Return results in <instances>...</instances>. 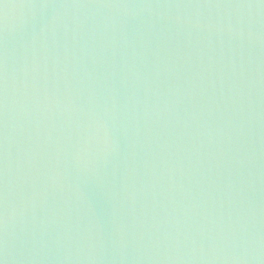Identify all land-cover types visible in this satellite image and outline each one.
<instances>
[{"label": "water", "instance_id": "water-1", "mask_svg": "<svg viewBox=\"0 0 264 264\" xmlns=\"http://www.w3.org/2000/svg\"><path fill=\"white\" fill-rule=\"evenodd\" d=\"M0 264H264V0H0Z\"/></svg>", "mask_w": 264, "mask_h": 264}]
</instances>
